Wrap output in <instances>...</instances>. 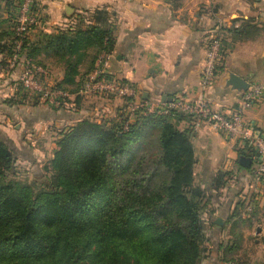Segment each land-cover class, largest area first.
Here are the masks:
<instances>
[{
  "label": "trees",
  "instance_id": "1",
  "mask_svg": "<svg viewBox=\"0 0 264 264\" xmlns=\"http://www.w3.org/2000/svg\"><path fill=\"white\" fill-rule=\"evenodd\" d=\"M5 1L12 24L0 33L2 72H8L15 48L20 0ZM75 20V28L57 33L34 30L24 41L23 57L44 68L41 56L54 57L65 72L55 87L78 104L82 79L99 58L113 53L115 41L106 10ZM87 51L93 55L81 73ZM7 103L67 109L38 104L21 86ZM172 121L148 115L129 122L120 113L116 122L83 119L61 131L43 179L32 182L20 178L21 155L0 134V264H201L205 226H214L203 220L211 197L195 184L191 134ZM241 155L253 161L252 152ZM232 176L218 175L213 189L226 187ZM240 217L241 210L234 218Z\"/></svg>",
  "mask_w": 264,
  "mask_h": 264
},
{
  "label": "crops",
  "instance_id": "2",
  "mask_svg": "<svg viewBox=\"0 0 264 264\" xmlns=\"http://www.w3.org/2000/svg\"><path fill=\"white\" fill-rule=\"evenodd\" d=\"M36 1L45 16L43 34L57 33L50 28L64 22H70L67 28H75L79 14L106 10L115 41L109 72L133 84L143 99L167 103L178 96L191 102L204 98L214 110L228 113L236 108L246 91L229 84L231 75L238 76L249 87L264 85V0ZM11 14L6 1L0 0V33L11 30ZM212 32H217L222 40L224 62L212 86L203 93L201 75ZM58 68L62 74L58 81L53 79L59 83L65 72L63 67ZM19 71L20 68L10 73L0 71L2 136L16 134L20 143L28 147L29 140L50 125L62 131L83 119L113 122L119 119L121 101L99 96L82 99L78 104L74 102L72 108L58 111L45 106H12L7 100L16 96ZM172 122L178 130L191 134L195 183L200 173L199 186L211 197L209 202L205 200L209 211L203 220L214 226L207 228L211 245L206 248L201 264H264V251L256 252L264 246L263 198L257 212L246 220L234 218L258 197L260 187L253 161L241 155L235 142L210 125L193 132L184 118H173ZM246 123L264 133V102L246 112ZM241 159L249 160V166L244 167ZM224 174L233 175L231 181L223 189L214 190L215 178ZM245 198L249 200L247 203H243ZM218 219L223 226L216 224ZM234 220L238 223L234 224ZM231 246L236 250H230Z\"/></svg>",
  "mask_w": 264,
  "mask_h": 264
},
{
  "label": "built area",
  "instance_id": "3",
  "mask_svg": "<svg viewBox=\"0 0 264 264\" xmlns=\"http://www.w3.org/2000/svg\"><path fill=\"white\" fill-rule=\"evenodd\" d=\"M34 0H20L14 13L15 35L17 40L13 55L8 59V73L20 68L16 87L21 86L40 105L53 108H72L75 97L55 86L43 85L48 75L47 68L38 66L23 57V44L28 36L42 28L45 16L34 8ZM219 31V30H217ZM112 54L99 58L94 69L82 79L76 94L79 98L104 96L122 101L119 108L121 115L127 116L129 122L135 119L158 115L188 120L193 132H197L205 124L210 125L217 133L237 144L242 153L252 152L254 176L260 187L256 201L246 208V217H250L259 209L260 198L264 200V133L256 126L246 123V112L264 102V85L253 84L246 90L236 108L228 113L214 110L207 99L191 102L181 96L170 102L146 100L140 91L131 83L113 77L110 70ZM224 62V48L217 32H212L207 47L205 65L202 70V92H206L213 84L218 68ZM109 75L110 78H107ZM131 99L126 103V99ZM124 124L127 130L130 123ZM235 264V263H231Z\"/></svg>",
  "mask_w": 264,
  "mask_h": 264
},
{
  "label": "rangeland",
  "instance_id": "4",
  "mask_svg": "<svg viewBox=\"0 0 264 264\" xmlns=\"http://www.w3.org/2000/svg\"><path fill=\"white\" fill-rule=\"evenodd\" d=\"M37 9H39V8H37ZM69 24H70V22H68V23L64 22V23L60 24L62 26L57 25V26H54L50 29H52V30L56 29L58 31L59 28H62V30H63V29H66L67 28L66 26H69ZM41 29H43V27ZM41 29H39V30H41ZM92 55H93L92 51L86 52V56L84 57L85 61L83 63L85 65L82 66V70L84 72H85L86 67H87L86 65H87V63H88V61ZM41 60L44 63V66L48 70V75L45 78V80H43V85H45L48 88L50 86H55L58 83L57 78L60 77V73L62 74V71H60L58 66L55 64L54 57L48 58L45 55H43V56H41ZM110 66H111V63H110ZM53 78L57 81L55 82ZM82 99H85V98H82ZM72 102L74 104V102H76V101H72ZM79 102H81V101H79ZM75 104H77V102ZM60 133H61V130H59V129L56 130V128L53 125L52 126L50 125V127H48V129H45L42 133H37L36 137L35 136L32 137L29 140L30 143H29L28 147H25L20 143L18 135L10 133L8 139H9V141L14 142L13 147L16 148L17 152L21 155V157L17 161V172L19 173V176L21 179H26L30 182L35 181V180L40 181L43 179V176L45 174L44 167L47 165L49 160L52 158V153H53V150L56 148V141L59 138ZM27 148H29V149H27ZM37 175H40L42 177L37 176ZM201 181H202V177H201V174L199 173L196 176V183L195 184L197 186H199V184L202 183ZM248 201L249 200L246 201V198L243 199V203H247ZM244 211H245V208H242L241 216L244 218V220H246V213H244ZM205 228H208V226H205ZM206 230H208V229H206ZM238 241L241 242V240H238ZM210 245H208V239L206 238V241H204V247L210 248ZM245 245H246V240H245ZM262 250L264 251L263 245H262V247L260 246L259 250H256V252H260L261 254H263Z\"/></svg>",
  "mask_w": 264,
  "mask_h": 264
},
{
  "label": "water",
  "instance_id": "5",
  "mask_svg": "<svg viewBox=\"0 0 264 264\" xmlns=\"http://www.w3.org/2000/svg\"><path fill=\"white\" fill-rule=\"evenodd\" d=\"M229 84L231 86H233L234 88L238 89V90H247L248 87H249L248 84L244 80H242L241 78H239L236 75H231L230 76ZM249 163H250L249 160H247V159H241V164L244 167H248L249 166ZM216 224H218L220 226H223V222L220 219H218L216 221Z\"/></svg>",
  "mask_w": 264,
  "mask_h": 264
}]
</instances>
